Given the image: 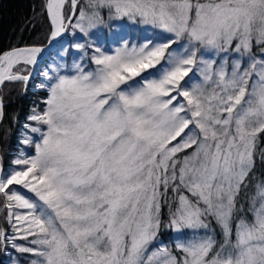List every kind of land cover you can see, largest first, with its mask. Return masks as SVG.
<instances>
[{
    "label": "snow or ice",
    "instance_id": "1",
    "mask_svg": "<svg viewBox=\"0 0 264 264\" xmlns=\"http://www.w3.org/2000/svg\"><path fill=\"white\" fill-rule=\"evenodd\" d=\"M105 10L141 26L112 51L91 43ZM44 11L47 48L0 53V86L43 63L47 93L23 125L34 154L0 163L3 264H264V0Z\"/></svg>",
    "mask_w": 264,
    "mask_h": 264
},
{
    "label": "trees",
    "instance_id": "2",
    "mask_svg": "<svg viewBox=\"0 0 264 264\" xmlns=\"http://www.w3.org/2000/svg\"><path fill=\"white\" fill-rule=\"evenodd\" d=\"M108 20L105 10L103 22L91 30L94 34L92 37L95 39L104 38L105 41H108L111 34L113 38H119L117 30L121 27L124 28L125 21L114 19L110 22ZM70 32L71 30L63 38L64 40H73ZM49 35L50 22L44 11V0H0V53L17 47L44 45ZM82 42L84 41L82 40ZM72 50H74L72 52H76V49ZM72 52H69L68 59L72 56ZM24 67L27 68L25 73H28L30 67ZM38 80L36 75L28 82L27 87L22 82H6L0 87V98L4 105V117L0 122V163L4 168L10 165L11 161L19 154L23 125L29 122L28 116L33 108L39 110L44 106L43 100L47 93L35 88V83ZM262 174H264V166H261L257 159L254 182L264 179ZM164 219L165 221L167 219V208L164 209ZM5 226L6 222L0 215V227ZM8 230L10 231V228ZM162 231H165L166 236L171 234L167 230ZM5 261H7V257L0 253V264Z\"/></svg>",
    "mask_w": 264,
    "mask_h": 264
},
{
    "label": "rangeland",
    "instance_id": "3",
    "mask_svg": "<svg viewBox=\"0 0 264 264\" xmlns=\"http://www.w3.org/2000/svg\"><path fill=\"white\" fill-rule=\"evenodd\" d=\"M44 4H45V0H44ZM108 21H112V20H108ZM125 21V26H124V24H122V26H124V28H120L119 30H117L118 32H119V35L120 34H130L131 36H135V35H138V32H137V28L138 27H141V26H132L131 25V23L127 20V19H125L124 20ZM124 23V22H123ZM109 25L111 26V24L109 23ZM71 33V36H72V32H70ZM76 35H81L80 33H79V31L77 30L76 31ZM119 39V38H118ZM118 39H115V38H113L112 36H111V34H110V38H109V40L108 41H105L104 40V38H100V39H95L94 37H92L91 38V43H93V44H95L96 46H99V47H101V48H103V49H107L108 51H112V50H114V48L116 47V46H118L117 45V43H115L114 41H117ZM71 42L72 43H75V41L74 40H71ZM81 43H83L82 41H80ZM30 46H39V45H30ZM41 46V45H40ZM68 47V45H65V48H67ZM72 49H75V48H72ZM70 50V52H72V51H74V50ZM11 50V49H10ZM8 51V50H7ZM72 55L73 54H76V52H72L71 53ZM88 55H89V57H90V55H91V50H88ZM72 57V56H71ZM71 57L68 59L69 60V63L71 62ZM49 64H51V60H49ZM29 67H30V69H31V65H28ZM44 70V64L39 68V70L37 71V77L39 78V80L35 83V88H37V89H40V88H38L37 87V85L40 83V81H41V79H42V77L39 75V72H41V71H43ZM34 78V77H33ZM197 79H199V77H197ZM41 90V89H40ZM44 91V90H43ZM46 98V97H45ZM44 107V106H43ZM42 107V108H43ZM41 108V109H42ZM31 114H32V112H31ZM30 114V115H31ZM28 123H31V124H35V122H31V121H29ZM27 130L26 129H24V127H23V131H22V135H21V139H20V143H21V145H20V147H19V150H18V153L20 154V152H21V150H23V151H26V152H28L29 153V150L31 151L30 153H32V154H34V147H31V146H28V145H24L21 141H22V139H23V134L26 132ZM29 135H33V134H31V133H28ZM18 154V155H19ZM15 159V158H14ZM11 164V163H10ZM10 165H8L6 168H8ZM10 231H11V229H10ZM171 235V234H170ZM19 243H25L24 241H19ZM15 255H20V254H15ZM30 259V257H28V256H24V258H23V260H22V264H28V260Z\"/></svg>",
    "mask_w": 264,
    "mask_h": 264
},
{
    "label": "water",
    "instance_id": "4",
    "mask_svg": "<svg viewBox=\"0 0 264 264\" xmlns=\"http://www.w3.org/2000/svg\"><path fill=\"white\" fill-rule=\"evenodd\" d=\"M49 36H50V35H49ZM57 39H60V38H57ZM49 43H50V42H49V37H48L46 43H45L44 45L39 46V47L47 48V47L49 46ZM53 43H54V42H53ZM24 47H29V46H24ZM42 65H43V63H41L38 67H35V68H34V66L31 65V69L29 70V72H32L33 75L31 76L30 80L33 79V77L36 76L37 71L39 70V68H40ZM25 74H28V73H25ZM30 80H29V81H30ZM0 87H1V86H0Z\"/></svg>",
    "mask_w": 264,
    "mask_h": 264
}]
</instances>
